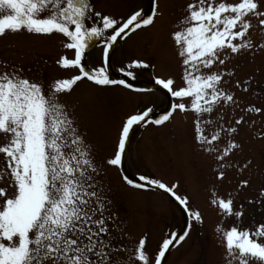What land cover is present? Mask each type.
I'll return each mask as SVG.
<instances>
[{"label": "snow or ice", "instance_id": "snow-or-ice-1", "mask_svg": "<svg viewBox=\"0 0 264 264\" xmlns=\"http://www.w3.org/2000/svg\"><path fill=\"white\" fill-rule=\"evenodd\" d=\"M183 13L171 34L180 58V80L155 79L172 98L170 110L155 119L152 107L129 113L111 156L104 161L119 170L131 188L163 190L186 214L185 230L170 232L151 253L148 235L131 245L117 244L118 217L111 213L102 168L60 97L71 94L85 79L98 86L149 91L111 78L104 66L92 70L86 61L103 41L102 63L110 64L120 40L163 17L159 0H151L147 11L141 8L124 17L97 11L95 0H0V37L23 31L40 37L62 35L63 47L72 56L63 55L57 63L67 72L79 73L46 88L20 70L7 71V65L0 70V155L5 159L0 170V264H167L170 250L189 238L192 221L204 224L202 211L192 206L188 195L179 193V183L170 186L149 176L134 179L124 174L127 148L136 127L163 126L181 113L191 117L194 141L215 158L217 179L225 180L234 166L233 156L243 148L236 139L241 126L249 116H264V105L247 104L237 95L253 92L259 97L252 88L254 78L232 84L236 72L228 68L234 58L264 50V42L253 39L255 30L264 29V0H187ZM148 67L136 60L127 65L125 75L135 80L132 69ZM251 164L249 159L240 172ZM250 184L244 179L240 187ZM235 199L231 194L227 198L214 194L210 204L222 216L242 223L246 209L243 204L237 207ZM257 203L264 207V190L248 201ZM238 223L216 229L224 249L223 264H264V223L252 228Z\"/></svg>", "mask_w": 264, "mask_h": 264}, {"label": "rangeland", "instance_id": "rangeland-1", "mask_svg": "<svg viewBox=\"0 0 264 264\" xmlns=\"http://www.w3.org/2000/svg\"><path fill=\"white\" fill-rule=\"evenodd\" d=\"M186 2L161 1L159 7L164 13L163 17L154 26L138 30L115 47L112 53L114 71L126 76L127 65L140 60L157 67L153 74L155 76L179 77L180 58L171 34L184 14ZM95 7L97 11L124 17L141 8L147 10L148 4L147 0H95ZM253 39L264 42V29L255 30ZM64 40L62 35L40 37L26 31L9 32L0 37V70H5V65L7 71L20 70L24 77L38 81L46 88L59 78L79 74L78 70L67 72L57 63L63 55L72 56L71 51L63 47ZM103 44V41H99L98 46L87 55L86 63L92 70L101 66L107 68L102 63ZM233 67L236 77L232 78V84L237 79L242 81L253 77L252 88L260 93L259 97L253 92H237V95L243 97L247 104L264 105V50L255 55L246 53L234 58L228 65L229 69ZM132 71L141 82L151 81L155 77L136 68ZM163 96L157 91L131 93L119 85L96 86L84 80L74 86L71 94L60 97L73 114L79 131L93 148L96 161L102 168L101 180L111 201V213L118 217L119 227L115 233L117 244L131 245L148 235L151 253L157 252L161 241L170 232L182 229V212L161 193L131 188L123 181L121 172L104 165V161L111 156L117 144L126 116L147 107L162 111L167 104ZM236 115L239 117L240 113ZM228 116L231 118V113ZM260 136H264V116L247 117L246 124L241 126L240 134L236 137L243 148L233 156L231 162L234 166L227 170L225 180L220 181L217 179L215 158L202 151L193 139L191 117L185 118L177 113L174 120L166 125H149L137 130L127 151L128 170L136 177L149 176L170 186L179 183V193L188 195L192 206L204 215V224L197 225L193 221L189 238L170 253L167 264H223L224 249L220 246L216 229L219 226L228 229L238 222L234 217L222 216L210 204L214 194L225 198L231 194L236 198L237 207L244 205L246 216L238 226L252 228L264 223V207L259 203L248 204L264 190V139H259ZM2 142L3 138L0 137ZM249 159L252 164L241 173L239 169ZM4 167L5 159L0 155V170ZM244 179L251 181L247 188L240 187Z\"/></svg>", "mask_w": 264, "mask_h": 264}, {"label": "water", "instance_id": "water-1", "mask_svg": "<svg viewBox=\"0 0 264 264\" xmlns=\"http://www.w3.org/2000/svg\"><path fill=\"white\" fill-rule=\"evenodd\" d=\"M126 174L129 175L128 172H127V170H126Z\"/></svg>", "mask_w": 264, "mask_h": 264}]
</instances>
